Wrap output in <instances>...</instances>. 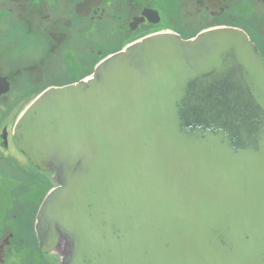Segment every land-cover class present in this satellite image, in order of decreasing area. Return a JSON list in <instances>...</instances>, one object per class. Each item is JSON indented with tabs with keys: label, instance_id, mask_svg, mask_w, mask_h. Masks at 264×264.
I'll return each instance as SVG.
<instances>
[{
	"label": "water",
	"instance_id": "obj_1",
	"mask_svg": "<svg viewBox=\"0 0 264 264\" xmlns=\"http://www.w3.org/2000/svg\"><path fill=\"white\" fill-rule=\"evenodd\" d=\"M15 136L57 184L36 231L61 264H264V59L243 30L131 43Z\"/></svg>",
	"mask_w": 264,
	"mask_h": 264
},
{
	"label": "flooded vegetation",
	"instance_id": "obj_2",
	"mask_svg": "<svg viewBox=\"0 0 264 264\" xmlns=\"http://www.w3.org/2000/svg\"><path fill=\"white\" fill-rule=\"evenodd\" d=\"M195 16L243 30L264 59V0H0V163L11 175L0 206V264H61L40 248L38 210L57 184L19 149L20 103L30 101L23 112L45 90L91 76L103 59L144 37L193 38Z\"/></svg>",
	"mask_w": 264,
	"mask_h": 264
},
{
	"label": "rangeland",
	"instance_id": "obj_3",
	"mask_svg": "<svg viewBox=\"0 0 264 264\" xmlns=\"http://www.w3.org/2000/svg\"><path fill=\"white\" fill-rule=\"evenodd\" d=\"M195 21H196V29L194 32L190 33L189 35L193 34V37H195L197 34H199L200 32L212 28L214 26L218 27V25L221 24V20H219L218 18H214L211 16H195ZM195 35V36H194ZM192 37V36H191ZM28 53V52H27ZM26 52L23 53L24 55H29V53H31L29 51V53L27 54ZM263 54H264V50H263ZM61 69H65V64H60L59 65ZM81 69H77L79 70V72H82V66L79 65L78 66ZM90 70L84 69L83 74L89 73ZM37 94V93H35ZM34 94V95H35ZM34 98V97H32ZM30 101L28 100L27 102H22L20 103L19 107H18V113H22L23 108L29 103ZM2 164L0 163V206H4V201L2 200V196L3 194H5V192L10 188L8 185L5 184V180H9L11 178L10 175V171L8 170H4L2 171ZM14 184V183H12ZM8 206L4 207V210L7 208ZM1 223V220H0Z\"/></svg>",
	"mask_w": 264,
	"mask_h": 264
}]
</instances>
